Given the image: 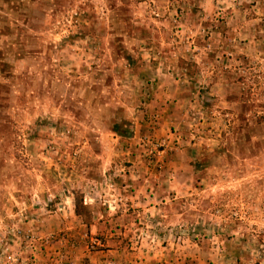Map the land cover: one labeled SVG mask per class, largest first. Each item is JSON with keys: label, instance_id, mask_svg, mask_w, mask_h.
Segmentation results:
<instances>
[{"label": "rangeland", "instance_id": "1", "mask_svg": "<svg viewBox=\"0 0 264 264\" xmlns=\"http://www.w3.org/2000/svg\"><path fill=\"white\" fill-rule=\"evenodd\" d=\"M11 227L34 264H264V0H0Z\"/></svg>", "mask_w": 264, "mask_h": 264}, {"label": "built area", "instance_id": "2", "mask_svg": "<svg viewBox=\"0 0 264 264\" xmlns=\"http://www.w3.org/2000/svg\"><path fill=\"white\" fill-rule=\"evenodd\" d=\"M26 220V219H25ZM9 234H11V244H5V248L0 250V264H34V255L37 253L36 244H34L39 237H37L33 231L27 229L23 230L16 227H11ZM83 238L86 243V249L97 250L102 247V243L99 238L89 236L87 233H83ZM20 240L21 242L30 243L28 248L30 249V256L26 259H21L16 253H14L13 244L15 241ZM13 243V244H12ZM27 249V247H25Z\"/></svg>", "mask_w": 264, "mask_h": 264}, {"label": "crops", "instance_id": "3", "mask_svg": "<svg viewBox=\"0 0 264 264\" xmlns=\"http://www.w3.org/2000/svg\"><path fill=\"white\" fill-rule=\"evenodd\" d=\"M119 244H120L119 249L122 252V253H120L121 254V257H120V260L119 261H122V262H127V261L132 262L134 260V262H132V263H136L137 264L135 258H138V253L137 252H139L140 249L137 248V247H132V248H134L135 251H134V253H131L130 251H127V249L124 246L122 247L121 246V243H119ZM107 253L108 254H111V255H114V254H116V249H113V250L110 249V250L107 251ZM159 260L162 261L161 258ZM139 263L141 264L142 262L140 261ZM144 264H146V263H144Z\"/></svg>", "mask_w": 264, "mask_h": 264}]
</instances>
